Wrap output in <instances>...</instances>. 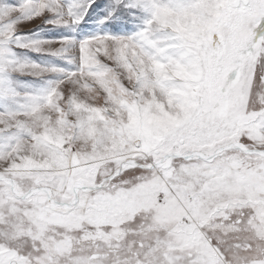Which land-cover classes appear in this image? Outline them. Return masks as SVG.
<instances>
[{"label": "snow or ice", "instance_id": "obj_1", "mask_svg": "<svg viewBox=\"0 0 264 264\" xmlns=\"http://www.w3.org/2000/svg\"><path fill=\"white\" fill-rule=\"evenodd\" d=\"M0 264H264V0H0Z\"/></svg>", "mask_w": 264, "mask_h": 264}]
</instances>
